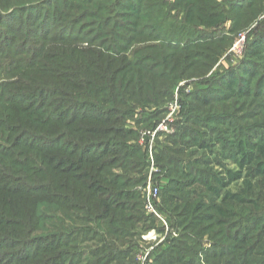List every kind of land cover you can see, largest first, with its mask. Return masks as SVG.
<instances>
[{
    "label": "trees",
    "instance_id": "16d2710c",
    "mask_svg": "<svg viewBox=\"0 0 264 264\" xmlns=\"http://www.w3.org/2000/svg\"><path fill=\"white\" fill-rule=\"evenodd\" d=\"M81 1L88 5L87 0ZM169 1L109 0L112 4L108 6V12H103L101 7H94L86 15L97 28L93 37L101 45L100 51L62 46L59 48L61 56L52 62L57 72H48L41 65L33 73L25 72L31 83L26 91L32 94H24L27 95L24 97H30L28 99L36 102L31 106L32 102H27L26 110L9 108L8 102H0V250L3 246L7 247L6 245L22 246L30 235L38 232L40 237L50 236L52 240H41L42 244L39 247L46 255L48 254V257H41L38 252V257L36 256L33 263H62L63 253L60 249L70 247L71 239L76 233L67 232L65 238L64 236L59 238L57 235L64 233L62 230L59 233L48 234L49 229L42 219L44 197L39 195L34 197L35 195L30 194L27 189L30 183L36 185L40 179L61 186L62 198L55 202L57 207L53 208L54 212L57 209L60 211L63 220L71 219L74 224L81 222L82 218L78 217L77 212L86 214L89 212L85 206L81 208L82 205L79 203L95 199L96 220L102 223L108 220V225L129 222L130 216H124L127 209L118 210L113 206L115 207L122 199H131L130 192H126L124 198L121 196L119 186H116L114 187L116 192L113 193L101 183L100 177L92 173L106 165L114 164V161L108 163V158H105L98 160L100 165L97 167L90 165L96 158L98 159L96 154L102 152L95 151L96 145L100 144L107 153L106 140L81 139L77 127L74 126L80 117L107 123L115 106L124 107L130 112L136 107L144 109L162 105L172 98L179 83L193 78L198 79V83H193L194 94L184 96L181 89V102H198L200 105L208 106L210 103L232 101L235 104L229 109L232 110V118L237 121L240 118V115H235L237 102L250 99L251 102L264 100V0ZM55 5L56 9L62 7L60 0H57ZM258 18L263 19V24L253 29L247 36L243 57L239 58L237 63H232L228 59L227 63L230 66L226 70L215 71L210 79L201 80L227 52L238 29L252 24ZM228 23L230 28L224 33L223 28ZM19 29L28 30V24L21 22ZM124 33L127 34V38L123 36ZM24 40L26 38L22 41ZM57 41L62 43L67 39ZM9 42L10 38L8 43L3 45L5 47L0 48V59L5 57L6 54L3 53L9 48ZM134 42L138 47L132 51L128 50ZM27 43L28 40L25 45ZM24 46L18 49L25 51ZM10 52L9 50L8 53ZM34 66L35 63L30 69H34ZM60 74L63 76L57 78L56 76ZM57 79L58 84L55 83ZM23 103L26 102L16 104ZM223 109L228 107L223 106ZM218 114L226 118L222 110ZM220 117L215 118L217 119L215 121L223 126L225 123L224 120L220 121ZM154 118L156 115L152 116V119ZM139 120L136 123L139 124ZM61 126L64 127L63 131ZM227 126L232 127L233 131L231 151L236 170L223 167L222 172H213L208 168V162H200V158H194L192 162L186 163L179 158H176L178 163L174 162L173 158H167V164L160 165L164 169L168 166H178V171L186 174V168L191 167L192 176L197 175L198 182L203 184L205 192L210 195H200L197 200H190L191 202L185 204L183 212L180 211L182 214L178 216L182 217L181 219H189L190 214H194V217H204V220L207 217V220L214 222L217 227H229L231 219L229 212L232 208L242 210L250 205H256V211L260 210L252 195L254 181L264 177V126L254 125L249 129L253 134L243 132V128L234 122ZM179 127H182L181 124ZM96 133L102 135L105 130L97 129ZM177 134L180 138L179 132ZM188 141L192 147L198 149V152L208 153L209 146L206 142L208 140L188 136ZM133 149L135 148H132L131 152L125 149L120 153L126 158H132L138 153ZM18 153H22L21 159H18ZM88 153L92 154V159ZM102 157L103 155L100 159ZM83 164L90 165V168H81ZM43 167L47 170L37 173V169ZM61 177L64 179L63 182ZM82 181L81 191L89 193L87 195L78 191L79 188L76 187L79 185L77 182ZM239 181L241 184L236 192L222 194L230 185ZM172 183L177 187L170 190L177 193L181 192L182 188H187L192 179L173 180ZM30 188L36 190L35 186ZM172 197L178 199L174 194ZM215 198L220 200L219 204H216ZM4 199H9L5 205L1 202ZM20 199L31 200V207L22 215L17 208L20 206ZM117 199L118 202L113 205ZM138 199L143 203L140 196ZM8 204L14 208L9 209ZM45 209L51 210L47 206ZM178 210L179 208L176 211ZM210 211L213 212L209 213ZM162 213L171 214L168 209ZM231 217L237 218L234 210ZM60 226L61 223L50 229L56 232ZM190 229L195 231L194 234L187 236L192 245L190 251L185 248L184 250L174 248L172 256L171 253L167 256L168 250L160 247L162 250L160 249L158 256L153 258L154 264H203L200 260L196 261L194 253L197 251V243L203 242L201 238L205 237L204 228ZM233 231L230 239L233 244L232 252L229 253L232 258L226 259L222 251L223 253L213 254L215 257L207 259L210 253L207 251L204 252V263L264 264V218L255 219L239 230H235L234 227ZM221 232L223 240L219 239L218 244L228 238L224 239V232L228 231ZM108 233L113 235L109 231ZM213 243H216L218 249H222V245ZM133 244L130 249H137V244ZM108 247L112 249V246ZM203 249L199 250V255H202ZM128 253L129 250L123 248L118 250L119 260H126L124 264H149L150 259L142 261L136 257L128 259L127 262ZM248 255L252 259L245 258ZM21 256L16 254L11 259L12 264H22L27 257ZM112 257L110 262H116Z\"/></svg>",
    "mask_w": 264,
    "mask_h": 264
},
{
    "label": "rangeland",
    "instance_id": "374dc122",
    "mask_svg": "<svg viewBox=\"0 0 264 264\" xmlns=\"http://www.w3.org/2000/svg\"><path fill=\"white\" fill-rule=\"evenodd\" d=\"M226 1L240 2L243 0ZM60 2L62 7L56 9L57 0H0V48L5 47L3 45L8 43L9 38L11 39L9 48L4 50L3 54H6L5 57L0 59V102H8L9 108L26 110L27 102H32L30 106L33 102H36L33 99H28L30 97L25 98L27 95L24 94L30 93L26 91V88L31 84L25 72L33 73L35 69H39V65L48 72H57V68L52 62L61 56L59 48L62 46L65 48L68 46L76 47L78 50L100 51L101 45L93 37L97 32H95L97 28L93 26V22L89 21L91 19L87 18L86 13L92 11L94 7H101L103 12H108V6L110 7L112 3L109 0H87L88 5H84L81 0H60ZM169 2H173V0ZM262 20V18H258L252 24L239 28L227 52L201 80L210 79L215 71L226 70L230 66L227 63L229 62L228 59L232 63H237L239 58L243 57L247 36L251 34L253 29L259 28L260 24H263ZM21 22L28 24V30L22 31L19 29ZM229 28L230 23L223 28V32L226 33ZM123 36L127 38L126 33ZM242 37H244V40L236 45ZM25 38L26 40L22 41ZM61 39H67V41L59 43L57 40ZM27 40L29 43L25 45ZM179 41L183 42L182 39H179ZM11 46L13 47L10 48ZM23 46L25 51L18 49ZM137 47L138 45L134 42L128 50L132 51ZM9 50L11 51L10 53H8ZM34 63V69H30ZM62 76L60 74L56 77ZM197 81V78H193L179 83L174 90L172 98L162 105L149 106L144 109L136 107L135 110H130V112L126 111L124 107L115 106L110 114L111 119L107 123H98L97 121H89L80 117L74 124L81 139L106 140L107 153L101 148L100 144L96 145L95 151L102 150V152L96 154L98 159L96 158V161L90 165L97 167L100 165L98 160L105 158H108V163L114 161V164L106 165V167L101 168L102 171L98 169V171L95 170L92 173L96 177H100L101 183L112 190L111 192H116L114 190L116 186H119L121 196H124V198L126 192H130L131 199H122L115 207L113 206V208L118 210L126 208L124 216H130L129 222L126 221L122 225L118 223L108 225V220H104L103 223L100 220H96L95 199L79 203V205H82L81 208L86 207L89 212L88 214L81 211L77 212L78 217L82 218L81 222L74 224L71 219L69 221L63 220L60 211L57 209L54 212L53 208L56 206L55 202L62 198L61 186L46 179H40L36 185L29 182L36 187V190L31 189L30 187L32 186L30 185L27 188L29 193L35 195L34 197L37 195L44 197L43 202L45 205H42L44 213L42 219L46 228L49 229L48 234L59 233L62 230L64 233L57 235L59 238L62 236L65 238L67 232L76 233L75 237L71 239L70 247L60 249L63 253L61 264H124L126 260H119L118 255V250L122 248L123 250H129L127 262L128 259L136 257L142 261L150 259L149 264H154L153 258L158 256V251L161 248L165 251L168 250L167 256L170 255L169 253L172 256L174 248H185L186 250L192 248L187 236L191 233L194 234L195 231L190 228L197 230L202 227L204 228L203 236L205 234V237L201 238L203 240L202 243H197V251L194 253L196 254V261L198 260L199 262L200 260L205 264L204 252L207 251L210 252L207 259L212 256L215 257L213 254L217 255L222 251L225 254V258L230 259L232 257L229 253L232 252L233 246L230 239L234 232L233 228L235 227V230H239L242 226L250 224L255 219L264 218V177L254 181L252 195L260 210L256 211V205H250L242 210L232 208L229 212L231 218L229 227H217L214 222L207 220V217L204 220V217H194V214H190L189 219L178 217L179 214H182L185 204L191 202L190 200H197L200 195H210L205 192L203 184L198 182L197 175L192 176L191 167L186 168V174L179 172L178 166H168L167 169H164L160 165H166L167 158H173L172 160L176 163H178L176 158L181 159L185 163L192 162L194 158H200V162H208V168L213 172H222L223 167L236 170L231 151L233 148L231 143L233 131L232 127L227 126V124H232V122L239 124L243 128V132H249V134H253L249 129L253 128L254 125L264 126V100L251 102L250 99L237 102L235 115H240L238 121L232 118V110L229 109L235 104L232 101L210 103L208 106L200 105L198 102H181V89H183L182 94L184 96H190L194 94L193 83L196 84L198 83ZM58 82L59 80L57 79L55 83L58 84ZM18 102L26 103L18 105L16 104ZM223 106L228 107V109H223ZM105 108L110 109V107ZM221 110L226 115V118L220 117V114H218ZM153 114L156 115L154 119H152ZM147 116L149 117L147 118ZM217 117H220V121L224 120L225 124L223 126L215 121ZM139 118L142 119L139 120ZM137 120H139V124L136 123ZM180 124L182 127H179ZM102 128L105 133L102 135L96 133L97 129ZM63 129L64 127L61 126L62 131ZM177 132H179L180 138ZM188 136L208 140L206 141L209 146L208 153L206 151L198 152V149L192 147V144L188 143L190 142L188 141ZM132 148H135L133 149L134 151H138L132 158H126L125 155H121L120 152L125 149L131 152ZM88 154L90 155L89 158L92 159V154ZM101 155L103 157L100 159ZM21 158L22 153H18V159ZM138 163L141 165H136ZM90 165L83 164L81 168L88 169ZM50 168L52 169V166ZM45 170H47L45 167L39 168L37 173L45 172ZM139 171L141 172L140 174L136 173ZM186 179H192V183L187 188H182V191L177 193L171 191L172 188L177 187L176 184L172 183L173 180ZM77 183L79 185L76 187L79 188L78 191H81L80 187L83 181ZM69 184L71 185V183ZM240 184L241 182L239 181L230 185L222 194L236 192ZM154 189L157 190V194L152 196L150 200L153 208L152 212L147 208V196ZM81 192L85 195L89 194ZM173 194L178 196V199H173ZM137 196L143 199V203L139 201ZM20 200V206L17 208L19 214L22 215L31 207V200ZM8 201L9 199H4L1 202L5 205ZM180 201L184 204H180ZM116 202H118V199L115 200L113 205ZM215 202L219 204L220 200L215 198ZM86 203L88 204L84 205ZM9 206V209L14 208L13 205ZM46 206L51 210L46 211ZM175 206L177 207L175 208ZM81 208L77 209L80 210ZM177 208H179L178 211H176ZM165 209H168L171 214L164 215L162 211H165ZM233 210L237 218L232 219ZM211 212L213 211L209 213ZM60 223L61 226L56 232L50 229L54 226H59ZM221 230L228 231L224 232V239L228 238L218 244L219 239L223 240ZM108 231L113 233V235L109 234ZM45 236L40 237V234L36 232L30 235L22 246H3L0 250V264H12L11 259L16 254H21V257H27L22 264H34L33 262L34 260L36 261L35 258L38 257V252L39 256L47 258L48 254L46 255L39 247L42 244L41 240H52L50 236ZM213 242H217L219 246L222 245V249H218L216 243ZM133 243L137 244V249H130L134 245ZM109 245L112 246L111 250L108 249ZM201 248L204 249L202 255H199ZM254 253H258V251H254ZM111 257L116 262L111 263ZM245 258L250 259L251 256L248 255Z\"/></svg>",
    "mask_w": 264,
    "mask_h": 264
},
{
    "label": "built area",
    "instance_id": "2783aa9c",
    "mask_svg": "<svg viewBox=\"0 0 264 264\" xmlns=\"http://www.w3.org/2000/svg\"><path fill=\"white\" fill-rule=\"evenodd\" d=\"M230 1H234V0H230ZM243 40H244V37H242L241 39H239V41L236 43V45L239 44V43H241ZM156 194H157V190L154 189L152 191V193L149 192L148 193V196H147V208L150 211H152V212H153V208H152V204H151L150 200L152 199V196H156Z\"/></svg>",
    "mask_w": 264,
    "mask_h": 264
}]
</instances>
